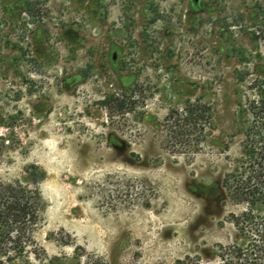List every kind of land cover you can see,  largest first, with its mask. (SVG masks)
Here are the masks:
<instances>
[{
    "label": "rangeland",
    "instance_id": "1",
    "mask_svg": "<svg viewBox=\"0 0 264 264\" xmlns=\"http://www.w3.org/2000/svg\"><path fill=\"white\" fill-rule=\"evenodd\" d=\"M258 98L264 0H0V178L45 202L0 264L253 262L225 181Z\"/></svg>",
    "mask_w": 264,
    "mask_h": 264
},
{
    "label": "trees",
    "instance_id": "2",
    "mask_svg": "<svg viewBox=\"0 0 264 264\" xmlns=\"http://www.w3.org/2000/svg\"><path fill=\"white\" fill-rule=\"evenodd\" d=\"M249 110L253 121L245 132V154L236 161L225 182L233 202L247 205L234 216L235 225L241 231L253 227L255 241L259 243L255 244L253 262H249L244 248L225 247V264H264V100H253ZM4 146V138L0 137V162ZM39 177L35 176L32 185L18 179L6 182L0 178V256L20 257L35 245L34 231L45 207L36 185ZM257 207L262 213L254 214ZM176 264L183 262L179 260Z\"/></svg>",
    "mask_w": 264,
    "mask_h": 264
},
{
    "label": "water",
    "instance_id": "3",
    "mask_svg": "<svg viewBox=\"0 0 264 264\" xmlns=\"http://www.w3.org/2000/svg\"><path fill=\"white\" fill-rule=\"evenodd\" d=\"M195 2H197L198 0H194Z\"/></svg>",
    "mask_w": 264,
    "mask_h": 264
}]
</instances>
